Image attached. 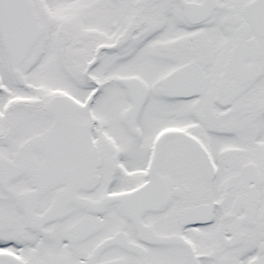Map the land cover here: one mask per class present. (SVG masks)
Segmentation results:
<instances>
[{
    "label": "snow or ice",
    "instance_id": "1",
    "mask_svg": "<svg viewBox=\"0 0 264 264\" xmlns=\"http://www.w3.org/2000/svg\"><path fill=\"white\" fill-rule=\"evenodd\" d=\"M0 264H264V0H0Z\"/></svg>",
    "mask_w": 264,
    "mask_h": 264
}]
</instances>
